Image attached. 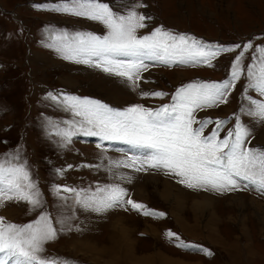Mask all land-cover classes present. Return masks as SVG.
Returning a JSON list of instances; mask_svg holds the SVG:
<instances>
[{
	"label": "rangeland",
	"instance_id": "1",
	"mask_svg": "<svg viewBox=\"0 0 264 264\" xmlns=\"http://www.w3.org/2000/svg\"><path fill=\"white\" fill-rule=\"evenodd\" d=\"M58 2L0 0V160L25 167L40 201L33 207L26 201L0 200V217L5 223L26 225L47 215L56 235L43 244L41 255L69 264H173L170 259L177 258L174 261L182 262V258L191 264H264V192L245 188L244 181L233 191L189 188L180 182L181 177L149 167L147 150L85 135L79 127L71 129L74 134L69 139L56 134L68 129L65 122L81 120L59 102L66 95L97 100L116 110L133 105L158 109L172 104V96L184 85L231 79L232 62L243 53L241 74L228 89L227 102L195 115L224 120L220 138L238 116L250 131L245 146L264 150V121L247 115L248 98L264 100L249 87L247 77V66L259 64L253 60L260 55L255 49L264 47V0H102L121 13L142 5L134 10L150 19L144 21L145 28L137 30L138 36L161 27L213 46H241L219 53L211 66L146 60L138 87L102 68L63 59L45 46L51 42L50 31L106 34L99 22L37 7ZM249 43L252 47L245 51L243 45ZM157 91L164 95H141ZM214 127L208 125L204 134ZM115 162H122L121 166L116 167ZM123 163L134 166L124 167ZM110 184L125 189V202L101 212L85 210L72 194L61 190L57 195L55 190L66 186L94 192L98 186ZM164 192L168 195L163 197ZM128 199L145 208L133 210ZM143 211L163 216L144 215ZM179 218L185 230L180 229ZM117 219L129 230L125 242L131 245L132 259L122 250L124 243L110 256L100 253L106 247L111 249ZM181 240L188 247L178 246L183 245Z\"/></svg>",
	"mask_w": 264,
	"mask_h": 264
},
{
	"label": "snow or ice",
	"instance_id": "2",
	"mask_svg": "<svg viewBox=\"0 0 264 264\" xmlns=\"http://www.w3.org/2000/svg\"><path fill=\"white\" fill-rule=\"evenodd\" d=\"M140 6L135 5L121 13L102 0H59L56 4L39 5L37 7L44 10L99 22L106 29L102 36L87 31H50L51 42L45 46L63 59L102 68L131 82L134 87L139 86V72L147 67L146 60L164 65L203 63L211 66L210 61L219 53L241 47L213 46L161 27L148 35L138 36L137 30L145 28L144 21L150 19L134 10ZM250 47V43L243 45L245 51ZM255 51L260 55L254 56L253 60H258L259 64L247 66V77L249 87L264 97V47H257ZM240 55L232 62L231 79L184 85L172 96V104L158 109L133 105L116 110L97 100L66 95L59 102L81 120L65 122L68 129L56 134L69 139L74 134L71 129L79 127L85 135L120 140L134 148L147 150L145 162L149 167L163 168L166 173L181 177L180 182L189 188L233 191L240 187V181H244L245 188L251 186L264 192V150L245 146L250 131L241 124L240 118L237 116L234 126L220 138L224 120L198 119L195 115L198 110L227 102L226 93L241 74ZM121 57L128 59H119ZM48 95L54 102L58 101L57 96ZM141 95L162 97L164 93L142 92ZM248 100L251 107L247 115L264 121V100ZM210 124L215 127L204 134ZM121 163L115 162V166L119 167ZM123 166L133 167L134 164L123 163ZM55 190L57 195L61 190L72 194L76 204L96 212L125 202L126 195L125 189L118 184L98 186L94 192L66 186H57ZM38 197L39 193L22 164L0 160V200L26 201L37 207L40 204ZM126 203L133 210L145 208L131 199ZM143 214L163 216V213L150 211H143ZM55 235L56 230L47 215L26 225L5 223L0 217V264H69L67 260L41 255L43 244L54 239ZM166 235L172 237L175 234L167 232Z\"/></svg>",
	"mask_w": 264,
	"mask_h": 264
},
{
	"label": "bare ground",
	"instance_id": "3",
	"mask_svg": "<svg viewBox=\"0 0 264 264\" xmlns=\"http://www.w3.org/2000/svg\"><path fill=\"white\" fill-rule=\"evenodd\" d=\"M163 194V197L164 196H166V195H168V192H164V193H162ZM172 198V197H171ZM199 206H200V208L201 207H204L203 205H200L199 204ZM259 206V205H258ZM121 219H123V218H121ZM122 222H123V220H121ZM121 221H119V219H117V221L115 222V227L113 228V230H112V233H111V238H110V244H112L111 246H110V248L111 249H108L107 247L105 248V249H101L100 250V253H102L103 255H107V256H110V253L112 252H114V253H116V248H120V245H122V247H123V244L122 243H124L125 244V249H124V247H123V249L122 250H125L128 254H129V256L131 257V259H132V255H131V251H130V248H131V245L130 244H127L125 241L126 240H128L129 239V237H128V232H129V230L127 229V227L125 228V226H123L124 224L121 222ZM119 222L120 223H122V225H119ZM118 226V227H117ZM116 229V230H115ZM151 230H153V227H152V229ZM118 231V232H117ZM125 237H127V238H125ZM120 242V243H119ZM129 245H130V247H129ZM119 250V249H118ZM121 250V249H120ZM117 253H118V251H117ZM115 257V256H114ZM114 257H113V255L110 257V258H112V259H114ZM114 261H116V259H114ZM178 262L179 261H172L171 263H176V264H178ZM166 263H168V262H166ZM181 262H179V264H180Z\"/></svg>",
	"mask_w": 264,
	"mask_h": 264
},
{
	"label": "crops",
	"instance_id": "4",
	"mask_svg": "<svg viewBox=\"0 0 264 264\" xmlns=\"http://www.w3.org/2000/svg\"><path fill=\"white\" fill-rule=\"evenodd\" d=\"M178 221H180V222H178V225L180 226V229H182V230H185V226L186 225H183V220L181 219V218H179V220ZM182 222V223H181ZM179 229V230H180ZM191 229H194V227L193 226H191ZM190 229V230H191ZM175 237V236H174ZM174 241H176V240H174ZM181 242H182V244L184 245V242H185V240H181ZM182 247H184V246H182ZM194 249V248H193ZM162 252H159L158 254H161ZM181 260H182V262L180 263V264H191V263H189L190 261H185V260H183L182 258H180ZM174 260H178V258L177 259H170V262H172V261H174ZM197 263V262H196ZM174 264H176V263H174ZM178 264H179V262H178Z\"/></svg>",
	"mask_w": 264,
	"mask_h": 264
}]
</instances>
